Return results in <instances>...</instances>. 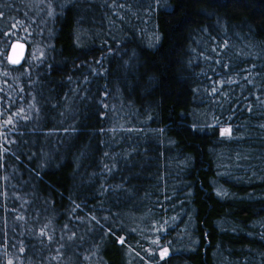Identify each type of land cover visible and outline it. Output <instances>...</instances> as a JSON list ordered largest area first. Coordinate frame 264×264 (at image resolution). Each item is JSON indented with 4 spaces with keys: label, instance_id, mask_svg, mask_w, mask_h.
<instances>
[{
    "label": "trees",
    "instance_id": "1",
    "mask_svg": "<svg viewBox=\"0 0 264 264\" xmlns=\"http://www.w3.org/2000/svg\"><path fill=\"white\" fill-rule=\"evenodd\" d=\"M0 264H264V0H0Z\"/></svg>",
    "mask_w": 264,
    "mask_h": 264
},
{
    "label": "water",
    "instance_id": "2",
    "mask_svg": "<svg viewBox=\"0 0 264 264\" xmlns=\"http://www.w3.org/2000/svg\"><path fill=\"white\" fill-rule=\"evenodd\" d=\"M26 46L21 42H13L8 50L7 62L15 68L20 67L25 59Z\"/></svg>",
    "mask_w": 264,
    "mask_h": 264
},
{
    "label": "rangeland",
    "instance_id": "3",
    "mask_svg": "<svg viewBox=\"0 0 264 264\" xmlns=\"http://www.w3.org/2000/svg\"><path fill=\"white\" fill-rule=\"evenodd\" d=\"M19 42H21V41H19ZM22 43V42H21ZM27 54V53H26ZM25 57H26V55H25ZM24 61H25V59H24ZM226 130H228V129H226ZM221 133H222V130H221ZM227 133H228V131H225L224 133H223V135H227ZM160 256H165V252H162V253H160Z\"/></svg>",
    "mask_w": 264,
    "mask_h": 264
},
{
    "label": "snow or ice",
    "instance_id": "4",
    "mask_svg": "<svg viewBox=\"0 0 264 264\" xmlns=\"http://www.w3.org/2000/svg\"><path fill=\"white\" fill-rule=\"evenodd\" d=\"M225 131H228V130H222V134H223Z\"/></svg>",
    "mask_w": 264,
    "mask_h": 264
}]
</instances>
